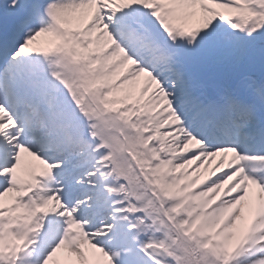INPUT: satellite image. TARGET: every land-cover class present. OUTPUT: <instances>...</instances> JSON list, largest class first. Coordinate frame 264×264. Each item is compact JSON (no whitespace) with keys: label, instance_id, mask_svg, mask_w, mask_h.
I'll return each mask as SVG.
<instances>
[{"label":"snow or ice","instance_id":"1","mask_svg":"<svg viewBox=\"0 0 264 264\" xmlns=\"http://www.w3.org/2000/svg\"><path fill=\"white\" fill-rule=\"evenodd\" d=\"M0 264H264V0H0Z\"/></svg>","mask_w":264,"mask_h":264}]
</instances>
